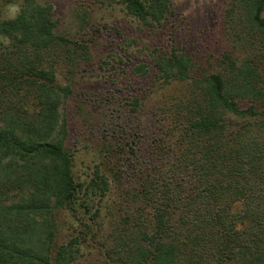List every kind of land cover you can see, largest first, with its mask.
Returning <instances> with one entry per match:
<instances>
[{
    "label": "trees",
    "instance_id": "trees-1",
    "mask_svg": "<svg viewBox=\"0 0 264 264\" xmlns=\"http://www.w3.org/2000/svg\"><path fill=\"white\" fill-rule=\"evenodd\" d=\"M105 1L148 28L169 9L168 0ZM224 21L230 47L213 71L194 74L174 46L153 56L156 79L183 89L137 159V187L123 190L112 246H99L113 264H264V0H228ZM54 26L49 2L18 0L13 17L0 14V264H73L98 215L87 197L110 190L97 167L86 183L73 179L63 112L70 88L56 82L55 66L72 72L89 45ZM132 71L143 76L148 66ZM137 104L131 96L130 109ZM61 210L90 221L56 244Z\"/></svg>",
    "mask_w": 264,
    "mask_h": 264
},
{
    "label": "rangeland",
    "instance_id": "rangeland-1",
    "mask_svg": "<svg viewBox=\"0 0 264 264\" xmlns=\"http://www.w3.org/2000/svg\"><path fill=\"white\" fill-rule=\"evenodd\" d=\"M38 1L51 4L54 33L84 38L89 45L88 59L72 72L65 63L55 66L56 82L70 88L63 112L73 179L84 184L97 167L110 183L100 200L87 197L90 212L98 208L96 223L87 213L56 212L54 243H65L77 234L80 220L86 218L93 232L80 243L73 264H113L99 246H112L111 225L124 213L123 190L137 187V159H145L152 140L161 136L164 108L183 89L181 83L162 84L156 79L153 56L174 46L191 59L194 74L213 71L220 53L230 47L224 26L228 0H168L166 19L152 28L105 0ZM17 9L18 0H1V18L13 17ZM2 42L6 44L5 39ZM139 62L148 66L143 76L132 71ZM131 96L138 99L133 110L128 105ZM257 105L262 108L264 102ZM136 209L137 203L131 202L130 210Z\"/></svg>",
    "mask_w": 264,
    "mask_h": 264
}]
</instances>
